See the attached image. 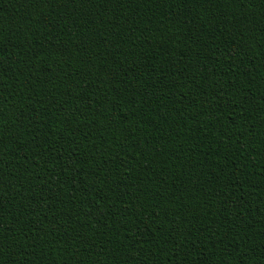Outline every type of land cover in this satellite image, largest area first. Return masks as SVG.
<instances>
[{
	"label": "trees",
	"instance_id": "16d2710c",
	"mask_svg": "<svg viewBox=\"0 0 264 264\" xmlns=\"http://www.w3.org/2000/svg\"><path fill=\"white\" fill-rule=\"evenodd\" d=\"M0 264H264V0H0Z\"/></svg>",
	"mask_w": 264,
	"mask_h": 264
}]
</instances>
